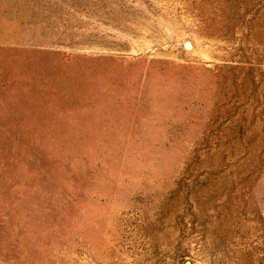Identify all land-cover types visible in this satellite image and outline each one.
I'll return each instance as SVG.
<instances>
[{
  "label": "rangeland",
  "instance_id": "rangeland-1",
  "mask_svg": "<svg viewBox=\"0 0 264 264\" xmlns=\"http://www.w3.org/2000/svg\"><path fill=\"white\" fill-rule=\"evenodd\" d=\"M187 261L264 264V0H0V264Z\"/></svg>",
  "mask_w": 264,
  "mask_h": 264
},
{
  "label": "water",
  "instance_id": "water-1",
  "mask_svg": "<svg viewBox=\"0 0 264 264\" xmlns=\"http://www.w3.org/2000/svg\"><path fill=\"white\" fill-rule=\"evenodd\" d=\"M184 48L191 50L189 42L184 43ZM185 264H191V263L187 261V262H185Z\"/></svg>",
  "mask_w": 264,
  "mask_h": 264
},
{
  "label": "bare ground",
  "instance_id": "bare-ground-1",
  "mask_svg": "<svg viewBox=\"0 0 264 264\" xmlns=\"http://www.w3.org/2000/svg\"><path fill=\"white\" fill-rule=\"evenodd\" d=\"M190 47H191V49H192V46H191V44H190ZM186 49V48H185ZM186 50H188V49H186Z\"/></svg>",
  "mask_w": 264,
  "mask_h": 264
}]
</instances>
